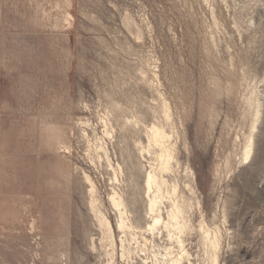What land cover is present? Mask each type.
I'll return each instance as SVG.
<instances>
[{"label": "rangeland", "instance_id": "obj_1", "mask_svg": "<svg viewBox=\"0 0 264 264\" xmlns=\"http://www.w3.org/2000/svg\"><path fill=\"white\" fill-rule=\"evenodd\" d=\"M251 95L261 117L243 159ZM160 99L179 132L178 171L200 200L194 220L229 234L225 263L253 264L264 254V0H0V264L109 263L86 175L113 226L116 264L141 262L131 240L121 255L109 201L132 165L116 184L127 158L117 121L128 112L114 106L134 105L151 124ZM166 235L158 248L176 250ZM237 240L255 255L232 251Z\"/></svg>", "mask_w": 264, "mask_h": 264}, {"label": "bare ground", "instance_id": "obj_2", "mask_svg": "<svg viewBox=\"0 0 264 264\" xmlns=\"http://www.w3.org/2000/svg\"><path fill=\"white\" fill-rule=\"evenodd\" d=\"M126 21L133 24L130 16L126 17ZM140 80L148 82L144 70ZM248 100L251 131L243 145V159L249 158L253 151L254 130L261 117L259 99L251 95ZM114 107L128 112L117 121L120 132L127 135L122 136L123 140L120 141L126 148L127 158L125 151H122L121 161L114 166L113 178L116 184L120 185L121 177L124 176L123 164H132L128 168L129 177L124 188L113 187L109 197L116 214L117 229L123 234L120 237L121 255L131 256V240L144 255H140V263L130 260L132 264H227L223 255L231 244L227 243L229 234L224 233L215 222L210 224L204 216L197 222L194 220V204L198 208L201 206L190 172L186 171L183 175L187 191L181 186L183 176L178 171L177 152L179 132L170 103L166 99H160L158 103L149 105L148 111L154 118L151 124L146 123L144 112H140L134 105L122 107L116 104ZM105 125V134L113 138V123L106 121ZM128 138L130 142L127 141ZM99 148L97 155H104L110 161L107 148L103 145ZM145 159H150L148 166L143 163ZM85 177L90 182V209L104 238L112 247L108 264H116V235L113 226L102 210L96 186L88 175ZM162 233H166V237L176 243V250L173 246L163 250L158 248L156 238ZM237 241L235 247L230 248L232 251H242L244 256L255 255L244 248L243 241ZM263 255L254 257L257 259L253 264H264Z\"/></svg>", "mask_w": 264, "mask_h": 264}]
</instances>
